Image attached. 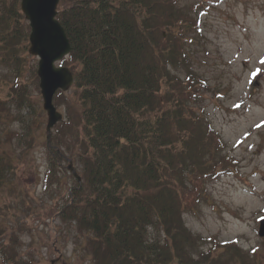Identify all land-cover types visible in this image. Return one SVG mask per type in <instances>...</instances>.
Here are the masks:
<instances>
[{
    "label": "trees",
    "instance_id": "16d2710c",
    "mask_svg": "<svg viewBox=\"0 0 264 264\" xmlns=\"http://www.w3.org/2000/svg\"><path fill=\"white\" fill-rule=\"evenodd\" d=\"M180 1L58 3L74 83L48 144L49 172L60 166L64 146L72 149L81 179L73 174L76 183L61 211L87 234L95 264L226 263L197 249L205 238L183 216L231 160L195 106L207 85L192 68L185 40L198 21ZM30 30L19 0H0L2 62L20 67ZM17 91L21 105L25 94ZM58 92L65 93L57 91L56 105ZM13 172L0 152V183ZM14 242L0 241V264H34ZM223 246L237 247L233 241ZM239 256L245 262V254Z\"/></svg>",
    "mask_w": 264,
    "mask_h": 264
},
{
    "label": "rangeland",
    "instance_id": "374dc122",
    "mask_svg": "<svg viewBox=\"0 0 264 264\" xmlns=\"http://www.w3.org/2000/svg\"><path fill=\"white\" fill-rule=\"evenodd\" d=\"M179 6L198 21L185 40L192 68L207 85L195 106L224 140L221 154L231 160L183 216L205 238L197 249L210 257L264 264V0H181ZM25 51L20 67L0 59V152L14 171L0 183V241H15L34 264H95L87 234L61 211L76 183L68 165L79 173L81 167L64 146L60 166L49 172L48 114L34 76L38 56ZM70 61L68 56L58 63L69 67ZM16 86L25 94L21 105ZM58 95L57 107L65 113L73 91ZM229 241L241 248L239 254L237 247L223 246Z\"/></svg>",
    "mask_w": 264,
    "mask_h": 264
},
{
    "label": "water",
    "instance_id": "95a60500",
    "mask_svg": "<svg viewBox=\"0 0 264 264\" xmlns=\"http://www.w3.org/2000/svg\"><path fill=\"white\" fill-rule=\"evenodd\" d=\"M60 0H21L20 7L29 20L31 54L38 56L37 72L43 105L48 114L47 139L51 142L52 128L64 118V113L54 103V96L59 89L69 90L74 83V72L65 64H59L71 51L70 38L65 27L57 17ZM58 63V65H57ZM73 174L81 179L72 162L68 165ZM259 234L264 235V216L259 220Z\"/></svg>",
    "mask_w": 264,
    "mask_h": 264
}]
</instances>
